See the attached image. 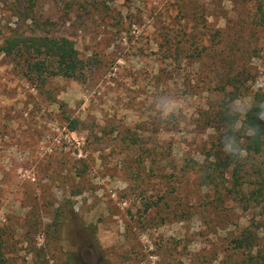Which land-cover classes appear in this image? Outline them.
<instances>
[{
  "label": "rangeland",
  "instance_id": "1",
  "mask_svg": "<svg viewBox=\"0 0 264 264\" xmlns=\"http://www.w3.org/2000/svg\"><path fill=\"white\" fill-rule=\"evenodd\" d=\"M46 31L89 67L32 81L0 53L8 264H231L228 238L264 237V204L232 188L237 163L264 176V147L242 128L243 158L223 151L230 105L264 103V0H0V44ZM161 93L183 105L168 121Z\"/></svg>",
  "mask_w": 264,
  "mask_h": 264
},
{
  "label": "trees",
  "instance_id": "2",
  "mask_svg": "<svg viewBox=\"0 0 264 264\" xmlns=\"http://www.w3.org/2000/svg\"><path fill=\"white\" fill-rule=\"evenodd\" d=\"M189 47L191 46L189 45ZM196 49L194 46L192 51ZM0 53L16 61L23 68L26 77L32 81L37 79L44 82L47 78L54 76L83 80L89 67V61L79 56L72 39L47 31L32 35L11 34L0 44ZM228 81L235 85L232 79ZM259 104L261 102L257 100L243 118L244 127L251 126L258 129L257 135L250 137L251 149L257 152L260 151L261 147H264V139H262L264 134L263 120L258 117V113L261 111L257 106ZM77 123V119H72L69 126L70 130H75ZM228 158L225 156L222 160L223 163ZM240 170V164L237 163L232 172L234 177L232 188L238 187L236 193L241 195L240 199L244 200L245 205L264 204V176H261L254 183L255 186L248 188L249 178L244 179ZM244 186L246 187L244 188ZM241 190H245L244 193ZM259 223L261 220L254 224L252 222L238 234L227 239L229 242L227 256L232 259L231 264L235 262L237 264H264V237L260 236ZM0 264H8L1 238Z\"/></svg>",
  "mask_w": 264,
  "mask_h": 264
},
{
  "label": "clouds",
  "instance_id": "3",
  "mask_svg": "<svg viewBox=\"0 0 264 264\" xmlns=\"http://www.w3.org/2000/svg\"><path fill=\"white\" fill-rule=\"evenodd\" d=\"M236 102L230 105V115L238 118L230 125L232 134H228L223 137V151L232 157L243 158L244 149L238 141L235 133L240 132L243 128L246 135L250 137L257 135L258 129L251 126L245 128L243 125V119L240 118L241 115L244 117V115L251 109L255 101L253 99L243 100L240 101L239 105H237ZM153 104L161 121H168L170 118L176 116L183 107L182 103L176 96L164 93H161L158 97H154ZM257 106L261 109L258 113V117L260 119H264V103Z\"/></svg>",
  "mask_w": 264,
  "mask_h": 264
}]
</instances>
